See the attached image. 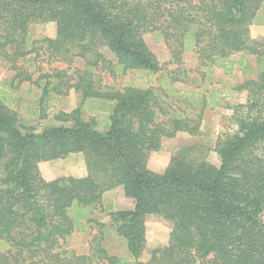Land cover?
I'll use <instances>...</instances> for the list:
<instances>
[{
	"label": "trees",
	"instance_id": "1",
	"mask_svg": "<svg viewBox=\"0 0 264 264\" xmlns=\"http://www.w3.org/2000/svg\"><path fill=\"white\" fill-rule=\"evenodd\" d=\"M35 23H55L56 38L31 41ZM253 26L264 27V0H0V264H264V38H252ZM147 34L178 63L194 52L203 83L216 69L232 75L250 69L247 57L256 59V79L228 91L245 102L228 107L235 130L210 150L217 162L185 147L163 172L149 166L165 139L199 135L204 110L222 105L224 89L183 97L202 107L182 118L152 88L102 85L99 72L161 71ZM34 54L85 65L31 72L25 64ZM3 68L13 74L2 76ZM23 87L38 90L28 115L18 107ZM71 91L76 109L48 111ZM174 91L167 85L166 99ZM94 104L102 122L83 118ZM50 118L56 124L43 126ZM72 154L85 157V176H44L43 165ZM120 187L133 207L111 212L108 224L130 259L104 248L103 231L93 237L94 255L66 250L62 243L74 233L105 228L94 212ZM154 218L170 227V238L143 262Z\"/></svg>",
	"mask_w": 264,
	"mask_h": 264
},
{
	"label": "rangeland",
	"instance_id": "2",
	"mask_svg": "<svg viewBox=\"0 0 264 264\" xmlns=\"http://www.w3.org/2000/svg\"><path fill=\"white\" fill-rule=\"evenodd\" d=\"M57 36V28L55 23H35L30 27V39L42 40L45 38L55 39ZM252 38L262 39L264 38V27L253 26L251 29ZM145 39L156 55L161 71L156 74H151L146 71H130L126 75L118 77H111L108 72H99L98 77L104 87L112 88L115 90H121L128 86H135L140 88H152L162 97L163 100H167V104L172 108L171 110L178 116L184 117H196L200 113V107L190 106L187 99L192 94H195L197 99H202L205 95L209 96L213 90L226 91V96H223L222 105L216 108H206L202 115V127L199 135L191 136L187 133H180L176 138L165 139L160 151L152 153L149 160V166L151 169L157 172H163L164 169L170 163L172 157L176 155L181 149L185 147H196V153L201 155H210V159L213 162H217V158L210 152L214 149L219 138L226 133H233L234 125L227 120V117L232 114L229 110V106H235L239 103L245 102V95L235 94L234 97H230L228 91L248 80L256 79L258 76L256 59L254 57H247L245 62L250 65V69L237 67L232 75H226L223 70L216 69L211 81L203 83L200 64L198 63L197 56L194 52H187L183 55L182 60L178 63L169 50L168 45L162 42H156L151 34H147ZM105 55L109 60L116 62V58L109 51H105ZM241 55H236L233 58L239 60ZM28 63L25 65L30 67L31 72H36L38 66L45 71H53L54 69H67L75 68L81 69L84 67L85 62L80 58H75L71 63L59 60L50 59V56H41L37 58V54L33 55V59L29 58ZM37 64V65H36ZM12 75L10 71L3 68L2 76ZM172 76L177 78L176 81H171ZM167 85H171L175 88V91L166 99L165 89ZM26 93V94H25ZM38 93L37 89L31 88L27 91V88L23 87V90L18 93L19 109L25 115L29 110V102L32 97ZM79 106V98L74 91H71L67 97H60L55 104L50 105L48 111L50 113H58L61 111L71 112ZM95 109H84L83 118L89 120L95 118L98 122H102L104 113L100 110L99 104H94ZM38 116H34L31 119H37ZM56 124L50 118L43 122V126ZM61 124V123H57ZM42 127H39L41 130ZM99 129L106 130L107 123L99 125ZM43 174L48 179L68 177V176H85L87 174L86 160L83 155L75 154L70 158L49 162L42 166ZM133 207L132 201H130L123 193L121 189H115L106 192L102 200V206L94 212V219L101 224H105V228L101 229L97 225L93 231L85 233L76 232L66 242L62 243V246L73 253L78 255H94L93 237L96 234L103 231L105 237L102 242L104 248H106L111 255L119 258L130 259L126 253V246L123 240L116 234V232L109 226V214L111 212L125 209L129 210ZM264 221V213L262 215ZM147 249L143 254L141 261H148L152 250L156 248L165 247L170 238V227L157 219H150L147 221ZM3 253L6 250L2 251Z\"/></svg>",
	"mask_w": 264,
	"mask_h": 264
},
{
	"label": "crops",
	"instance_id": "3",
	"mask_svg": "<svg viewBox=\"0 0 264 264\" xmlns=\"http://www.w3.org/2000/svg\"><path fill=\"white\" fill-rule=\"evenodd\" d=\"M72 155H75V154H72ZM72 155H70V156H72ZM70 156H68L67 158H70ZM67 158H65V159H67ZM63 160V159H62ZM117 189H121V190H123V193H124V189L122 188V187H120V188H117ZM115 190V189H114ZM112 191V190H111ZM106 194V193H105ZM124 195H125V193H124ZM104 197V196H103ZM125 209H121V210H117V211H124ZM146 253V250H145V252H144V254ZM129 256V255H128ZM146 262V261H145Z\"/></svg>",
	"mask_w": 264,
	"mask_h": 264
}]
</instances>
